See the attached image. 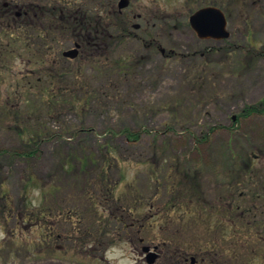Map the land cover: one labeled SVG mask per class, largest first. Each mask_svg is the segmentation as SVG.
Segmentation results:
<instances>
[{
	"label": "rangeland",
	"instance_id": "374dc122",
	"mask_svg": "<svg viewBox=\"0 0 264 264\" xmlns=\"http://www.w3.org/2000/svg\"><path fill=\"white\" fill-rule=\"evenodd\" d=\"M25 1L44 0H13L17 16ZM213 1L228 17L229 38H197L187 22L195 0H158L155 11L142 13L141 22L152 23L126 24V30L129 12L111 16L103 29L90 25L87 13L89 32L98 37L79 46L66 43L77 38L72 26L55 27L45 18L44 26L26 27L41 52L16 51L0 63V110L6 112H0V264H150L147 245L157 246L154 264H177L161 253L163 237L202 248L185 264H264V198L252 196L264 193V112L242 115L264 99V0H204ZM9 9L0 7L6 15ZM2 24L21 35L14 20L3 17ZM51 37L57 42L45 41ZM67 46L78 49L76 57L60 54ZM47 87L62 94L57 102L41 97ZM131 131L139 143L128 142ZM189 179L203 197L196 218L190 198L198 196ZM173 188L184 200V220L177 210V220L170 213L162 219L171 199L165 189ZM109 192L116 199L104 203ZM59 202L72 204L77 229L72 240L52 237L48 244L49 215L40 223L30 217ZM118 203L143 205L130 213L137 226L128 234L106 221ZM139 214L147 217L143 229ZM244 214L249 221L229 229ZM58 218L52 223L59 225Z\"/></svg>",
	"mask_w": 264,
	"mask_h": 264
},
{
	"label": "trees",
	"instance_id": "16d2710c",
	"mask_svg": "<svg viewBox=\"0 0 264 264\" xmlns=\"http://www.w3.org/2000/svg\"><path fill=\"white\" fill-rule=\"evenodd\" d=\"M28 5H30V6L27 7ZM15 10H16V8L14 10L10 11L8 15L4 14L5 12L1 13L2 11H0V20L3 17H5L7 20H14L13 26H15L16 28H19V30L21 32V35H20L19 33H15L14 31L12 32V30L11 31L6 30L5 25L2 24L4 29H2V27L0 29V63L2 61L5 62L4 57H6L8 54L11 57L16 56V51H22L21 53H19V54H21V56L26 55V50H30L33 52H37V50H39V52H41V49L39 48L38 45H36L35 43L34 44L29 43V40L27 37V36H29V34L25 33V31H24L25 29H27L26 27H28L30 24L33 23V21L35 22V24H37V22H40L41 26H44L45 25L44 19L49 18V22L54 23L55 27L59 26V25L57 26L56 23L58 20L60 21V19L58 18L57 13H55V10L52 7L49 9L50 11L42 12L40 10L39 4L34 3V2L33 3H27L25 1V3L23 4V12H22L21 16H17ZM84 15L85 14L81 13L80 17H76V14L73 13L72 17H70L68 15V20L63 21V22L61 21L60 24H61V26H64V27L72 26V28H71L72 36L74 34H76V37L78 39L80 38L82 40L83 44H86L85 42H87V40H91V36L93 38H96V37H98V35L93 36L90 34L89 28L86 26V24H88V22L85 19ZM92 19H93L94 24H96L97 20H100V18H98V16H96V14H92ZM72 22L75 23V27L73 26ZM70 23H72V25ZM50 27H53V26H50ZM46 28H48V27H46ZM46 28H44V29H46ZM61 29H66V28H61ZM41 30H42L41 28L36 27V33L38 36L43 35ZM55 30H57V28ZM55 30L50 29V30L46 31V33L50 32V31L54 32ZM77 30H79V31H77ZM3 38H5L7 40L6 44H2L1 39H3ZM68 38H71V36H69ZM56 40H57V37H51V38H46L45 41H49L48 43H53V42L55 43V42H57ZM34 45H36V47H34ZM97 45L98 44H96V47H97ZM3 48H4V50H3ZM261 55L264 56V51L261 52ZM45 62L46 61L42 59V63H45ZM39 79L40 78H36V80H39ZM26 84H27L26 88L29 89L30 86L32 87V84H33L32 79L29 78V80L27 81ZM35 84H37V82ZM49 88L50 87L43 89V91L46 93H44V94L42 93L41 97H43V95H45V94H48L49 98H51V100H54L57 102V100H59V98H60V96H62V94L59 95V94L51 93V91H48ZM27 93H28V95L30 94V89L28 91H26V94ZM5 108H7V107H5ZM0 112L6 113L4 108H2L0 110ZM8 112H9V110H7V113ZM262 112H264V99H262L258 103L248 105L245 108V110H243L242 115L246 116V115H252L254 113H262ZM3 116L5 117V115H3ZM24 129H27L29 131L28 127L24 128ZM20 134H22V133L20 132ZM22 135H24V134H22ZM38 136H40V135L38 134ZM126 136H127L128 142L130 144L139 143L140 135L138 133L131 131L129 133H126ZM33 139H34V137H33ZM33 139H31V140H33ZM35 140H33L32 142H34ZM24 154H28V156H29L31 154V152L30 153L25 152ZM233 154L235 156L234 151H233ZM32 155L33 154H31L30 156H32ZM262 173L264 175V170L262 171ZM29 176H30L29 181H32V183H35V182L38 183L39 179H36V178L34 179L32 177V174H30ZM188 183L190 184L191 188H193V190H195L194 193L198 196L195 198L197 201H195L192 197L190 198L191 202L193 203V206H195L192 209V213L194 214L193 218H196L198 216V214L199 215L202 214V212H199V210L200 209L202 210V207L200 206V204L202 203L201 200L203 197L200 196L202 193H200V190L198 189V187L195 186L196 183H194L193 180L189 179ZM55 187H56V185H54V188ZM58 188L60 190V186H58L56 189H58ZM56 189H53V190H56ZM165 192L167 194H169V197L171 199H167L168 201L164 204V206H166V208L163 210L165 215H163L162 219L169 218L170 217L169 213L172 215V213H178L179 211H181V213L179 214V219L184 220V213H183L184 200L182 199V197L180 198L179 196H177L180 194V190H176V189L174 190V188L171 190L165 189ZM259 192L260 191H258L257 193L254 192L252 194V196L255 195V197L258 196V197L264 198V193H262V192L259 193ZM56 194L57 193H55V195ZM115 199H116L115 194L113 192H109L107 195L104 196L103 202L105 203V200L106 201H115ZM180 200H182L183 202H181ZM194 202H196V203H194ZM64 203L65 202H59V204H57L56 209L52 208L50 210L47 209L46 211L41 210L40 212H33L32 217H30L31 219L35 218L37 220V222L40 223V221H42L41 215H43L45 213L47 215H49L51 220H47L46 225H45L46 227H48L47 229L52 231V233H49L47 235L48 244L51 243L52 240H50V238H52V237H53V240L55 239V241H60L63 238H68L69 240H72V237L75 234V231L77 229V227L75 226V221L73 220L74 216H76L77 214H75L73 212L74 208L72 207V204L67 202V205H66ZM135 203H137V202H135ZM198 205L200 207H198ZM142 206L140 208H142ZM138 208L133 207L131 205H125V204H121V206H120L118 203V209L110 211L108 213L109 217L106 219V221L108 222L110 220H115L116 226H117V224H119L118 227H120V229L122 231H124L126 234H128L130 229L135 228L137 226L136 221L131 220L132 219L131 214L135 215V211H138L137 210ZM106 210H108V208H106ZM227 211H229V209H227ZM237 212H239V211H237ZM238 216H241L242 219H240V220H236V219L233 220L232 219V223L229 224V229H231V230L234 229L233 231H238L242 226V224L238 223L239 221L242 222V220L244 221V219L249 221L247 214L238 215ZM12 217L14 219H16L14 216H12ZM57 217H59L58 223L60 226H62V222H67L66 223L67 226H64L65 229H63V228L60 229L59 225L52 223V220H55V218H57ZM39 218H41V220ZM133 218H134V216H133ZM82 219H83V217H80V218H78V221H82ZM102 219H103V217H102ZM135 219H136V217H135ZM138 219L140 220V226L142 227V229H143V227L148 225L147 224V217L139 214ZM171 219H172V221L177 220V218L174 217L173 215L171 216ZM221 222H222V220H221ZM182 223H183V221H182ZM150 225H151V228H153V224H150ZM97 227L99 229H101L100 225ZM212 227H214V226L210 225V229ZM221 228H222V230H224L225 226H222ZM142 229H141V231H142ZM141 231H140V233H141ZM102 232H103V235H106L108 233V230L103 229ZM139 236H140V240H142L143 236L142 235H139ZM171 239H172V237H166V238L163 237L162 242H160L161 243V253L165 254V259L173 260L177 264L187 263V261L189 259L191 260V256H190L191 254L201 253V251H202V248H200V247L195 249V245L194 246L190 245L187 247V244L185 242H182V240L180 242H177L178 241L177 239H174V240H171ZM98 242H99V239L97 240L96 243H98ZM47 248L50 249V248H52V246H49ZM55 251L59 252L61 250H55Z\"/></svg>",
	"mask_w": 264,
	"mask_h": 264
},
{
	"label": "flooded vegetation",
	"instance_id": "af4514ba",
	"mask_svg": "<svg viewBox=\"0 0 264 264\" xmlns=\"http://www.w3.org/2000/svg\"><path fill=\"white\" fill-rule=\"evenodd\" d=\"M1 6H7L11 7V9H9L10 11L14 10L17 5L13 3V0H0ZM197 1V3L192 5V12L190 13V15L187 16V22L190 24V26L192 27V24L190 23V16L195 13L196 11H198L199 9L203 8V7H219L222 8L220 4H218V2L213 1V2H209L206 3L204 2V0H195ZM203 2V3H202ZM48 5H51V7L55 10V13H57L58 18L60 19V21L58 20L56 25H61L59 24V22H63V21H67L68 20V15L70 17H72V14H76L77 12L81 13L83 12L84 14H89L90 18L92 19V14H96V16H98V18L100 19H104V21L102 22L103 24H100L101 20H97L96 22V26H102L106 28V26L109 25V18L111 16H113V18H115V14L118 15L119 17H121L123 19V16L125 17L124 12H129L128 14H126V20L123 19L122 23L124 24V30H126V24H128L129 26H131V28H142L145 25V22L149 21L147 18V20L143 21V23L141 22V20H143V16L142 13H147V12H152L156 10V7H159L158 4V0H44L42 2V4H39L40 10L42 12H45ZM30 5H28L27 7H29ZM169 6L172 7V5H168L167 6V10H169ZM58 10V11H57ZM27 12V11H26ZM71 13V14H70ZM77 17V16H76ZM140 19V23H135L133 21V19ZM151 22V21H149ZM152 23V22H151ZM148 23H146L147 25ZM90 25H94L90 23ZM87 27L89 26V23L86 24ZM193 28V27H192ZM99 29V28H98ZM194 30V29H193ZM130 36L133 34L131 32H127ZM195 32V30H194ZM196 33V32H195ZM108 36V34H107ZM230 37V36H229ZM139 38V37H138ZM197 38L201 39V40H205V39H210L213 37H205V38H200L197 35ZM216 39V38H213ZM91 40H87V42H91ZM67 44H72V45H80L82 44V40L79 38H73L72 40L68 39L66 41ZM68 46L66 48H64L62 51L65 52ZM62 52V54H63ZM68 57H66L67 59Z\"/></svg>",
	"mask_w": 264,
	"mask_h": 264
},
{
	"label": "water",
	"instance_id": "95a60500",
	"mask_svg": "<svg viewBox=\"0 0 264 264\" xmlns=\"http://www.w3.org/2000/svg\"><path fill=\"white\" fill-rule=\"evenodd\" d=\"M191 23L201 37L214 36L217 38H226L229 36V31L227 30V18L220 8L206 7L197 11L192 15ZM77 54L78 49L76 48L65 52V55L70 57H76ZM144 250L148 252L147 261L150 264H153L158 253L150 251L149 246H146Z\"/></svg>",
	"mask_w": 264,
	"mask_h": 264
},
{
	"label": "clouds",
	"instance_id": "9594fccd",
	"mask_svg": "<svg viewBox=\"0 0 264 264\" xmlns=\"http://www.w3.org/2000/svg\"><path fill=\"white\" fill-rule=\"evenodd\" d=\"M122 264H123V262H122ZM127 264H132V262L131 261H128Z\"/></svg>",
	"mask_w": 264,
	"mask_h": 264
}]
</instances>
